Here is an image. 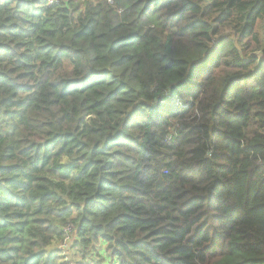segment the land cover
<instances>
[{"label": "trees", "instance_id": "1", "mask_svg": "<svg viewBox=\"0 0 264 264\" xmlns=\"http://www.w3.org/2000/svg\"><path fill=\"white\" fill-rule=\"evenodd\" d=\"M264 0H0V264H264Z\"/></svg>", "mask_w": 264, "mask_h": 264}, {"label": "water", "instance_id": "2", "mask_svg": "<svg viewBox=\"0 0 264 264\" xmlns=\"http://www.w3.org/2000/svg\"><path fill=\"white\" fill-rule=\"evenodd\" d=\"M257 55H259L261 59H264V56L261 53H257Z\"/></svg>", "mask_w": 264, "mask_h": 264}, {"label": "built area", "instance_id": "3", "mask_svg": "<svg viewBox=\"0 0 264 264\" xmlns=\"http://www.w3.org/2000/svg\"><path fill=\"white\" fill-rule=\"evenodd\" d=\"M107 1H111V0H107Z\"/></svg>", "mask_w": 264, "mask_h": 264}]
</instances>
